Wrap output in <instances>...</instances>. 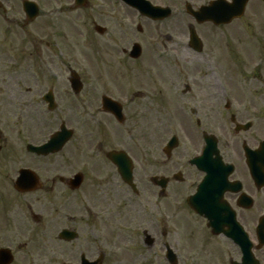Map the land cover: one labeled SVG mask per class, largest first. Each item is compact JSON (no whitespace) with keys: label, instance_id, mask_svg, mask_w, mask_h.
I'll use <instances>...</instances> for the list:
<instances>
[{"label":"flooded vegetation","instance_id":"flooded-vegetation-1","mask_svg":"<svg viewBox=\"0 0 264 264\" xmlns=\"http://www.w3.org/2000/svg\"><path fill=\"white\" fill-rule=\"evenodd\" d=\"M260 8H264L260 0H249L240 20L245 22L247 32L254 30L261 37L264 14L250 13ZM34 9L36 18L30 20L27 13ZM163 22L152 21L118 0H0V60L5 67L4 77L0 78V102H4L3 97L8 100L5 105L0 103V112L7 107L10 110L6 113L17 117L30 106H44L46 116L62 113L68 117L66 126L71 131L63 148L68 155L60 158L56 154L44 158L27 152L28 144L38 143L20 137L23 131H18L15 139L17 144H25V154L31 157H4L2 149L8 141L2 140L0 251L8 250L9 264H44L48 261L46 255L54 253L53 248L43 250V246L57 239L35 237L45 216H40L41 199L48 200L51 221L61 214H65L66 221H76L77 217L68 215L65 209L77 201L82 204V216L87 221L94 224L99 219L101 211L98 212L94 188L121 181L108 155L125 152L135 174L131 154L135 145L132 136L138 128L135 121L145 125L143 175L149 189L155 191L157 204L173 202L184 192L186 199L198 192L206 175L192 163L198 159L209 172L220 174L210 177L208 191L196 197L198 205L212 213L214 230L205 218L186 206L198 220L195 222L201 229L204 251L213 264H231L243 258L264 264V234L260 238L258 230L259 226L264 227V41L259 37L254 40V35L253 40L250 36L245 39L243 54L250 52L253 61L241 64L233 73L231 52L225 49L202 45L196 52L186 45L175 55L167 54ZM73 34L82 38L86 57L92 55L90 60L98 67L96 74L88 77L84 71L88 63L83 62L78 94H73L70 78L63 77L65 71L71 73V61L65 52L71 48ZM44 37L50 38L44 42L50 54L47 58L42 53ZM9 38L17 40V45L7 44ZM135 44L139 45L136 59L130 55ZM26 45L33 49L27 55ZM245 56L243 59L249 60ZM25 57L32 58L38 74L49 64L58 63L62 68L57 67L55 78L38 77L36 72L31 79L23 78L20 69ZM247 72L249 76L242 77ZM28 82L31 87L23 88ZM46 85L49 88L44 90ZM48 93L54 100L53 110L43 100ZM23 96L35 100L32 104L20 103ZM105 100L116 103L111 104L113 110L121 108L123 124L105 110ZM93 108L95 114L90 116H98L96 127L87 120ZM171 129L176 141L170 146V140L159 132ZM124 137L127 141L121 142ZM249 164L256 168V176L251 174ZM228 167L232 168L231 174L222 176ZM22 170H28L26 182L35 181L23 185L24 190H17L16 181ZM76 174H81L82 183L72 190L68 182ZM158 181L165 187H157ZM181 207L174 208L180 211ZM229 212L244 232L242 247L227 236ZM163 236L165 252L169 232ZM62 243L72 248L68 247L72 243ZM175 255L178 260L180 254ZM75 264H80V260Z\"/></svg>","mask_w":264,"mask_h":264},{"label":"rangeland","instance_id":"rangeland-1","mask_svg":"<svg viewBox=\"0 0 264 264\" xmlns=\"http://www.w3.org/2000/svg\"><path fill=\"white\" fill-rule=\"evenodd\" d=\"M153 4H159L161 6H168L172 10L171 16L163 22L162 28H164V43L167 47L166 53L175 55L176 51L182 49L183 46L188 45V25H192L198 35L203 38L204 45L207 48H221L225 49L227 52H231L232 57H230V62L232 64L233 73L234 70L240 68L241 64L248 65L251 63L250 52H247L245 56L244 42L248 37L250 39L251 35H254V40L258 37L260 40L264 41V34H256L254 30H249L245 27V22L243 20H235L228 26L223 27H213L210 24H205L201 26L195 25L194 21L186 14L184 10L185 3H189L192 6H200L201 4L207 2L208 0H149ZM250 11H247V13ZM122 11H114V13ZM264 14V8H260L257 11L254 9L250 13ZM34 26L30 28H34ZM258 35V36H257ZM43 41L42 53L47 58L50 54L44 48V42H49L50 38H41ZM253 40V39H252ZM72 46L65 52L68 60L71 61L69 68L72 71H76L79 75L83 72V62H87L88 65H84V71L88 77L96 74L97 66L94 60H90L92 55H85V48L82 49L80 44V39L77 35L73 34L71 39ZM263 43V42H262ZM7 44L17 45V40L7 39ZM247 47L250 48V42L247 43ZM264 45V43H263ZM33 49L30 45H26V55ZM59 57H63L62 54L57 52ZM248 57L249 60L243 59V57ZM237 57V58H236ZM86 58L88 61H86ZM236 58V59H234ZM240 60V62L236 60ZM31 57H25L24 63L21 66L22 77L32 78L35 77L34 73L36 68L33 66ZM57 60L55 59L54 62ZM58 62V61H57ZM3 62L0 60V78L3 75ZM62 68L61 65L49 64L43 66L42 72L39 74L36 72L38 77L55 78L59 69ZM248 69V68H247ZM5 70V69H4ZM6 72V71H5ZM67 71L63 77H68ZM99 74H97L98 77ZM249 76L248 72L242 74L243 76ZM29 80V79H28ZM31 82L27 85H23V88L31 87ZM49 88V85L44 87V90ZM4 102H0L3 105L8 103V100L3 97ZM35 99H33L34 101ZM33 101L27 96H23L20 99V103L32 104ZM10 102V101H9ZM12 102V101H11ZM63 103V101H62ZM44 106H39L33 108L30 106L28 110H24L23 114L15 117L14 115H9L6 111L10 110L5 107L3 113L0 112V145H2V140L7 139L8 143L5 149H2V155L4 157H14L29 158L31 156L25 154L24 145L17 144L15 136L18 131H23L20 137H27L34 143L44 142L53 132H55L60 123L64 122L66 124L68 117H65L62 113H57L56 116H46L44 114ZM96 108H93V112L89 113L88 123L90 126L96 127V118H92L90 114H95ZM79 118H76L78 120ZM71 121V120H70ZM138 128L132 136V141L135 143L134 148L131 152L134 157V172H135V183L138 186L139 193L134 195L129 188L123 185L120 181H109L107 185L102 183V188H94L93 194L97 197L99 204L98 214L99 219L94 221V224L84 218L82 204L77 201V204H72L69 209H65V213L68 215L76 216V221H66L64 218L65 214H61V217L55 221H51L48 214L50 213V207L48 200L41 199L40 216H44L43 222L37 227V237L40 238H50L55 239L58 232L63 228L74 229L79 234V239L73 242L70 246L72 248H67L65 245L53 240L49 241L47 245L43 246V250L47 248L52 249L54 253L47 254L44 264H73L78 261L80 251L85 253L88 258H96L99 253L104 254V260L102 264H167L162 257V245H161V232H169V237H167L168 244L176 250L179 255L177 264H213L212 258L208 256H198L199 252L205 247V245L200 249L199 242H201V232L198 229V225L195 222L193 213L186 208L185 195L186 192L182 193L180 197L175 198L173 202L168 201L164 203L163 201L156 205L155 194L149 189V186L144 180L143 172L145 170L144 155H143V143L146 138L145 125L136 122ZM73 124V123H72ZM19 126V127H17ZM173 129L159 132V135H163L162 138L168 137ZM158 133V132H157ZM158 135V136H159ZM127 141L124 137L121 142ZM23 145V146H22ZM68 155V150L63 149L56 158L65 157ZM20 167V166H19ZM75 166L74 169H76ZM42 173L45 172L43 165L40 166ZM173 205H181L179 213L175 216L174 210L169 208ZM160 208V209H159ZM159 209V211H158ZM188 212L187 213H182ZM164 213V214H163ZM174 215V219H167L163 222L164 218ZM191 215V216H189ZM172 216V215H171ZM81 219L82 221H80ZM176 221V223H175ZM198 222V220L196 219ZM146 232L150 235L154 242L151 246L147 247L143 243V233ZM84 238H88V241H83ZM195 245V246H194ZM61 247V249H59ZM185 250V252L183 251ZM204 250V249H203ZM46 252V251H45ZM198 253V254H197Z\"/></svg>","mask_w":264,"mask_h":264},{"label":"water","instance_id":"water-1","mask_svg":"<svg viewBox=\"0 0 264 264\" xmlns=\"http://www.w3.org/2000/svg\"><path fill=\"white\" fill-rule=\"evenodd\" d=\"M126 1L129 2V4H131L132 6L138 8L144 14L151 16L153 18L167 17L170 15V10H164V12L161 15H157L156 10L158 8L152 7L151 5H149V3L144 2L143 0H126ZM246 2L247 0H232L231 3H227L222 0H217L214 2H210L208 6H203L199 8L198 11H192L190 6L187 4L186 10L197 20L198 23L210 21L215 25H219V24L229 23L233 18H238L239 16H241L244 11ZM191 41L192 43L196 41L195 33L193 30H191ZM73 79L75 80H72V86L75 87L77 77L73 75ZM63 130L64 129H62L61 132L57 133L54 137H52L49 143L46 144L44 147L36 148L35 149L37 150L36 152L39 154H47L48 152L59 150L63 145V143L66 141V137H67V132ZM112 159L115 163L118 164L121 170V174L123 175V178L130 183L131 182V176L129 172L130 164L125 160L126 159L125 156L116 155ZM23 177H25V175L22 176L20 180H23L24 179ZM189 204L192 207L194 206L192 201H189ZM197 211L202 213L204 212L201 209L199 210L197 209ZM205 215L208 216L207 213H205ZM233 224L234 223L232 221V227L229 234L231 237L236 238V232L234 231ZM59 236L63 239L72 240L76 237V234L64 230L60 233Z\"/></svg>","mask_w":264,"mask_h":264}]
</instances>
